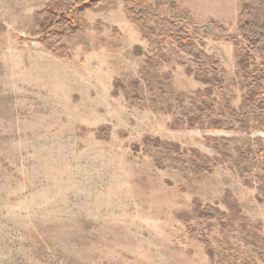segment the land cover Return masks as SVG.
I'll list each match as a JSON object with an SVG mask.
<instances>
[{
	"label": "rangeland",
	"instance_id": "1",
	"mask_svg": "<svg viewBox=\"0 0 264 264\" xmlns=\"http://www.w3.org/2000/svg\"><path fill=\"white\" fill-rule=\"evenodd\" d=\"M51 1L0 0V264H264V123L191 127L207 86L142 37L127 0L70 2L47 49L35 15ZM175 1L182 23L237 34V0ZM190 35L222 67L214 115L250 112L233 45ZM144 138L177 145L178 163L155 166ZM195 204L224 216L201 221Z\"/></svg>",
	"mask_w": 264,
	"mask_h": 264
},
{
	"label": "trees",
	"instance_id": "2",
	"mask_svg": "<svg viewBox=\"0 0 264 264\" xmlns=\"http://www.w3.org/2000/svg\"><path fill=\"white\" fill-rule=\"evenodd\" d=\"M85 1L52 0L43 10L36 13L34 34L48 35L41 43L44 47L53 50L58 44L56 39L65 35L48 32L53 25L52 16L55 15V18L59 10L66 8L70 2L74 5L82 3V7L77 12L79 15L89 6H96L108 0H91L88 4L84 3ZM237 2L240 11L237 16L236 35L229 33L221 24L213 20L201 26L191 22L182 23L177 19L178 7L175 0H160V5L169 14L167 19L153 15L147 8L148 0H137V2L127 0L125 3L127 20L142 32V37L148 39L157 36L166 39L188 57L187 74L193 73L198 82L207 86L205 92L201 94L203 103L188 116L189 125L203 132H247L253 119L264 123V0H237ZM191 33L233 45L240 87L250 112L238 113L226 107L218 116L214 115V102L209 100V95L214 88L222 86L219 77L222 67L217 59L207 55L202 46L192 39ZM254 56L258 57L257 64ZM143 151L157 167L177 164V157L181 155L177 145L151 138H144ZM194 214L201 221L224 216V213L214 207L200 204H195Z\"/></svg>",
	"mask_w": 264,
	"mask_h": 264
}]
</instances>
